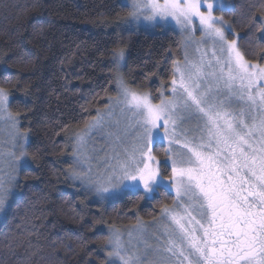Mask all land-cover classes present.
I'll return each mask as SVG.
<instances>
[{"label": "trees", "instance_id": "1", "mask_svg": "<svg viewBox=\"0 0 264 264\" xmlns=\"http://www.w3.org/2000/svg\"><path fill=\"white\" fill-rule=\"evenodd\" d=\"M227 1L230 11L217 13L240 36L246 60L263 65L264 0ZM128 12L123 0H0V88L27 143L0 219V264H108L113 230L155 220L176 204L163 189L152 199L127 192L103 203L73 179L71 134L117 96L112 53L124 50L125 80L157 99L184 59L172 30L122 29ZM153 150L160 161L168 157L163 143ZM161 169L171 176L169 165Z\"/></svg>", "mask_w": 264, "mask_h": 264}, {"label": "snow or ice", "instance_id": "2", "mask_svg": "<svg viewBox=\"0 0 264 264\" xmlns=\"http://www.w3.org/2000/svg\"><path fill=\"white\" fill-rule=\"evenodd\" d=\"M206 6L207 11H202ZM226 0H134V11L129 23L139 24L142 20L154 25H163L173 19L185 31L193 27L195 20L204 35L219 51L225 54L223 60L215 59V70L204 71V65L192 64L182 69L174 66L171 81V96L159 93V103L151 92L132 88L120 69L126 66L123 49L112 53L116 72L113 83L117 97H108V114L111 105H122L121 111L129 113L130 127L136 130L135 142L131 149L125 147L123 155L117 153L115 164L109 165V175L105 182L94 180L87 171L73 170L75 179L94 188L103 198L105 193L119 189L143 191L146 198H152L161 189L168 191L169 185L176 190L177 197L187 203L178 204L180 212L165 207L163 212L171 214L175 228L165 227L167 239L156 249L159 259L156 264H264V67L246 61L235 40H227L223 18L213 16L214 8L230 9ZM148 12L149 15L144 13ZM264 57V53L261 54ZM212 56L216 57L213 48ZM208 67H212L209 61ZM225 69L227 71L225 72ZM179 74V80L176 74ZM211 77L219 89L220 82L229 93V103L242 105L238 111L224 108V101L216 103L212 96L213 84L201 90V80ZM95 99V97H94ZM8 92L0 88V113L7 112ZM255 109L259 117L251 116ZM97 115L86 125L77 142L83 145L85 136L92 129L104 124L105 114L99 109ZM180 113L188 116L199 114L205 120L206 139L200 142L184 139L182 150L175 152L171 161V176L167 181L161 174V165L167 167L169 161H160L152 154V146L158 138L167 139L169 149L181 144L177 139ZM250 117L246 120L245 117ZM8 118L18 119L8 113ZM162 130V131H161ZM26 141V135L24 136ZM119 139V138H118ZM186 150V151H184ZM14 155V154H13ZM25 154L15 157V164L22 162ZM74 164L83 168V157L76 154ZM6 177L0 176V216H6L14 187L18 183L16 167ZM193 212L196 215H193ZM197 216L200 218L197 219ZM112 251L108 253V264H140L139 257L127 258L120 242L119 234L113 230L108 240ZM151 246L148 252H151ZM147 259V253L145 254Z\"/></svg>", "mask_w": 264, "mask_h": 264}, {"label": "rangeland", "instance_id": "3", "mask_svg": "<svg viewBox=\"0 0 264 264\" xmlns=\"http://www.w3.org/2000/svg\"><path fill=\"white\" fill-rule=\"evenodd\" d=\"M162 4L164 0H159ZM210 3L215 4V0H208ZM124 5L127 6L129 12L120 20V27L127 32H149L154 33L160 30H172L179 35L182 43V51L184 52V59L177 64L182 69H187L192 64H201L204 65V71L206 73L216 71L219 72V68L215 65V59L217 57L223 60L225 54H221L219 51L220 45L213 43V41L206 37L199 27V21L195 20L193 22V27L189 31H185L181 28L180 25L176 24V22L169 18L167 23L163 25H154L148 21L142 20L139 24L133 22L129 23L128 18L130 13L134 11L133 4L134 0H123ZM226 3L229 4L232 8V5L229 1L226 0ZM217 9L214 8L213 16L217 18H223L224 24H218V27L224 29L225 37L227 40H235L237 42V47L239 51L244 54L240 47L239 35L233 34L232 27L230 23L220 14L217 13ZM202 11H207L206 6H202ZM221 11H230L229 9H221ZM145 15H149L150 13L145 12ZM213 48L216 49V57L212 56ZM125 58L127 55L125 53ZM246 60V58L244 57ZM209 61L212 62V67H208ZM247 61V60H246ZM250 63V62H249ZM176 64V65H177ZM256 64V63H255ZM259 65V64H258ZM264 67L263 65H260ZM125 67V66H124ZM124 67L120 69L123 74ZM227 69H225V72ZM116 72V69H115ZM177 80H179V74H176ZM211 82L213 84L212 88V96L216 103L220 101H224V108H226L230 112L238 111L239 107L242 105L237 103H229V93L226 88L223 86V82H220L219 89L216 87V82L209 77L208 80H201V90L204 87H207L208 83ZM171 88L172 84L168 87V93H164L165 97L171 96ZM117 97V96H116ZM113 97V98H116ZM160 97L154 103H159ZM109 104L101 109L100 111L105 114L104 124L100 128L92 129L85 136V142L83 145L78 144L77 136L82 134L84 129L72 133L70 136V145L71 150L73 151V161L77 158L76 154L79 153L80 157H83V168H79L75 164V171H87L89 168L91 169L90 175L94 180H99L100 182H105L106 178L109 175L110 169L109 165L115 164V156L117 153L123 155V149L125 147L131 149L134 142L135 137L137 135L136 130L130 127L129 113L122 112V105H111L112 108L111 114H108ZM8 113L14 117L12 112L10 111L9 104L7 108V112L0 113V176L6 177L9 173L12 172L13 166L15 164V157H20L21 153L25 152V147L27 143L24 140V135L19 131L18 124L14 126V121L8 118ZM182 117L181 120H178L177 131V139L181 140V144H173L172 150L167 152L168 157L166 158L169 161L168 165L171 167L170 158L173 157L175 152H179L182 150V143L185 138L188 140H193L195 138V142H200V138L202 135L206 137V129H204L205 120L199 117V114H193L192 116H188L187 113H180ZM251 116L259 117V113L253 109ZM246 120H249L250 117L246 116ZM162 131V130H161ZM119 138V139H118ZM158 142L166 145V148L169 149V143L167 139L158 138ZM155 145V144H154ZM154 145L152 146V154L154 153ZM186 151V150H184ZM14 154V155H13ZM156 157V156H155ZM157 158V157H156ZM158 159V158H157ZM159 160V159H158ZM25 164V156L22 158V162L15 164L17 172L20 169V166ZM161 174L164 177V174L161 169ZM75 182L80 186L81 190L87 196L92 197L94 200L99 202H103L101 195L94 189L90 188L87 185L83 184L80 180L75 179ZM164 180L167 181L168 178L164 177ZM168 190L175 195L176 204L170 209H175L176 212H180L181 208L178 207V204L187 203V199L184 198L181 200L177 197L176 190L174 187L169 185ZM127 192H141L137 190L130 189H119L114 193H105L103 199L110 201L117 198L122 197ZM13 193V192H12ZM144 194V193H143ZM154 197V196H153ZM152 197V198H153ZM149 198V199H152ZM170 213L165 214L164 212L161 216L155 220L150 222H139L135 226L124 227L120 230H115L120 236V242L125 251L122 252L126 258L131 256L133 258L139 257L140 264H156V261L159 259V253L156 251L158 247L163 243L164 240L167 239V233L164 231L165 227L172 229L175 228V225L172 224L170 219ZM193 215H196L193 212ZM2 216H0L1 219ZM200 217L197 216V219ZM112 233V232H111ZM111 235V234H110ZM151 246L152 251L148 252V247ZM108 253L112 251V248L107 246ZM147 253V259H145V254ZM109 256V255H108ZM113 259V257H109V260ZM117 264H121V262L117 261ZM169 264H175V259L173 258L169 261Z\"/></svg>", "mask_w": 264, "mask_h": 264}]
</instances>
